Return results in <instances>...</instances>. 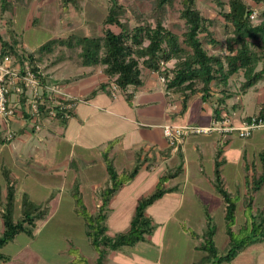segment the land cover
Listing matches in <instances>:
<instances>
[{"label": "crops", "instance_id": "crops-1", "mask_svg": "<svg viewBox=\"0 0 264 264\" xmlns=\"http://www.w3.org/2000/svg\"><path fill=\"white\" fill-rule=\"evenodd\" d=\"M2 21L5 24V20ZM11 29L13 27L9 28V33ZM52 76L67 94L80 101L74 106L70 119L47 118L38 132L16 125L15 138L11 142L0 143V198L4 200L5 197L4 175L7 173L15 187L14 211L21 212L25 197L36 204L51 198L48 215L41 220L43 224L60 213L79 218V207L73 194L77 192L85 210L96 213L102 205V192L110 184L103 156L107 153L117 173L129 172L139 165L137 173L113 193L107 204L106 233L113 235L126 231L137 201L154 188L159 176L179 163L178 151L182 155V173L165 183L166 187L175 189L146 208L153 227L151 233L132 247L109 251L104 258L106 264H131L124 258L126 250H134L142 244V253L145 254L147 248L154 247V243H161V232H158L166 222L172 220L175 229L184 230L179 221L177 223V215L183 209V214H188L194 212V206L199 210L202 206L205 209L211 207L209 201L201 202V195L210 196L216 192L212 183L216 148L221 146L224 151L227 148L224 144L237 135L218 132L193 135L174 149L163 135L162 126L167 123L208 125L222 117H228L238 125L244 117L257 113L264 102V80L245 93L227 98L224 103L219 102L222 94L216 88L206 101L201 99L200 93L191 95L182 109V96L167 89L156 71L142 70L141 85L127 89L132 93L130 102L120 90L112 97L111 79L100 69L62 80H57L56 74ZM215 108H219L217 115ZM207 165L209 170L206 173ZM243 182L245 187L244 177ZM193 197L198 200L200 197V202L197 200L199 203H196ZM222 206L224 211V203ZM1 210L0 207V213ZM81 220L84 224L82 217ZM0 224L2 232L1 214ZM196 245L194 240L190 264L201 256ZM257 245L262 254L264 240ZM28 254L31 258L33 252L23 256L25 263ZM140 259L136 258V263Z\"/></svg>", "mask_w": 264, "mask_h": 264}, {"label": "trees", "instance_id": "trees-1", "mask_svg": "<svg viewBox=\"0 0 264 264\" xmlns=\"http://www.w3.org/2000/svg\"><path fill=\"white\" fill-rule=\"evenodd\" d=\"M13 1L15 0H0L1 14L11 9ZM174 1L153 0L150 12L135 15L137 22L130 26L128 21H121V16L126 11L125 7L118 0H110L111 4L103 20L105 27L102 35L72 34L66 37H55L47 40L34 51L25 53L26 59L36 70L35 61H42L43 55L54 53L56 48L77 50L80 65L91 68L87 73L93 72V68L102 67V72L111 79V83L116 84L128 102L132 99V93L127 89L129 86L136 88L141 85L142 70L156 71L166 79L167 89L174 90L182 96V109L185 107L186 99L195 93H201V99L208 100L213 94L212 86L220 88L222 96L219 102L224 103L227 98L235 95L227 92L226 89L232 75L240 71L243 75V81L239 85L241 93L247 92L264 80V7L257 9L246 0H212L218 8L217 15L224 21L228 34L225 41V53H210L205 48V43L213 47L221 45L214 31L217 20L205 17L197 8L196 0H180L182 8L179 17L183 20L185 27L180 39L178 34L164 25L165 12ZM251 1L255 4L264 3V0ZM108 26H116L118 31ZM9 34V40L3 39L0 35L1 52L14 54L22 60L23 55L18 52V42L14 32L11 30ZM61 58H57V61L62 60ZM171 60H174L171 67H162L160 64L161 61L167 63ZM259 64L260 68L257 69ZM214 112L217 115L219 108H215ZM254 115L264 118V102ZM221 151V146H218L214 158L212 183L224 203L228 246L225 253L218 255L214 240L215 227L205 210L206 228L203 234L200 236L190 232L193 238L202 237V242L195 246L201 252V256L194 264L230 263L248 246L264 240V207L259 217H252L249 232L236 237L233 230L237 210L236 195L225 188ZM178 154L179 163L159 176L154 188L137 201L126 231L116 232L113 235L106 233L104 221L107 217V204L113 193L137 173L138 164L129 172L117 173L112 160L107 153H104L110 184L103 190L102 205L94 214L88 213L82 204L81 197L77 192L73 193L79 207L78 213L86 225V235L98 253L95 264H102L109 251L132 247L151 233L153 227L151 219L146 214V208L166 192L175 189V187H166L165 183L179 176L183 171L182 155L179 151ZM259 157L262 165L260 174L255 178L244 177L247 186L251 183L250 193L257 192L264 184V149L259 153ZM4 177L6 192L4 200L0 198L2 208L0 214L3 223L0 234V261L2 262L9 260V256L2 253L1 249L20 233L33 237L36 224L48 215L51 200L49 198L41 204H36L27 197L23 198L21 217L14 220L15 187L7 173ZM247 196L250 202L252 197L250 194ZM85 264L89 263L85 262Z\"/></svg>", "mask_w": 264, "mask_h": 264}, {"label": "rangeland", "instance_id": "rangeland-1", "mask_svg": "<svg viewBox=\"0 0 264 264\" xmlns=\"http://www.w3.org/2000/svg\"><path fill=\"white\" fill-rule=\"evenodd\" d=\"M246 1L257 9L264 7V3L255 4L251 0ZM118 2L126 9L121 16V21H128L130 26L137 22L135 15L149 13L153 4V0H118ZM13 3L11 9L5 11V15L0 14V33L4 38H10L9 28L13 27L11 30L18 42L17 48L25 53L34 51L47 40L55 37H66L72 34L81 36L102 35V30L105 27L103 20L111 4L110 0H69L66 2L63 0H15ZM196 6L205 17L217 20L214 31L216 37L221 41V45L213 47L205 43V48L210 53H225L228 30L222 18L217 15L218 8L212 0H196ZM181 8L180 0H175L173 5L167 8L164 16L166 28L178 34L180 39L185 30L184 22L179 17ZM10 19L11 22L9 23ZM2 20H5V24ZM108 27L118 31L116 26ZM42 58V61H35L34 64L41 71L45 82L57 83L52 76L53 74L58 75L57 80H62L88 72L91 69L80 65L77 50L65 47L56 48L54 53L45 54ZM57 58H61L62 60H59L61 62L57 61ZM173 62L174 60L164 63L162 67H171ZM259 68L260 64L257 69ZM99 69L102 71V67L93 68V71ZM242 81L243 75L240 71L230 78L226 91L240 94L239 85ZM214 88L219 89V93H221L220 88L216 86L211 87L212 92H214ZM201 135L206 134H199V136ZM2 141V133L0 132V143ZM224 146L227 148L222 151V158L224 159L222 176L225 181V188L236 195L237 210L233 230L238 237L249 232L252 217H259V213L264 207V184L257 192L250 193L251 183L249 186L245 184L244 187L243 182V177L255 178L262 170L259 153L264 149V128L255 130L248 138H240L234 135ZM205 168L207 173L208 165ZM208 173L210 174V172ZM248 194L252 197L250 202H248ZM193 200L197 203L200 197L199 200L193 197ZM201 200L205 203L209 201L211 207L205 209L206 207H200L198 204L200 210L194 206V212L183 214V209L181 214L177 215V223L179 221L184 230L175 229L172 220H170L171 222H166L161 227V231L158 232H161V243H154V247L147 248L145 254L142 253L144 250V246L141 247L142 244L134 250H126L124 258L131 264H190L192 243L195 240L196 246H198L202 242V237L193 238L190 232L197 233L196 230H199L197 234L200 236L203 234L206 228L205 212L207 210L215 227L214 240L217 253L218 255L225 253L228 246V236L222 198L218 193L212 192L210 196L201 195ZM20 217L21 212L15 210L13 213L14 220ZM81 221V217L77 218V216L68 213L56 214L45 224L39 221L34 229L33 237L20 233L1 249L2 253L9 255L10 261H0V264H85V262L95 264L98 253L86 235L85 223L82 224ZM240 229H243L242 232H238ZM256 244L248 246L232 262L222 264H264V249L261 254L260 247ZM30 251L33 252V255L30 258L28 254V260L25 263L23 256ZM139 257L142 259L136 263V258ZM102 264H106L105 259Z\"/></svg>", "mask_w": 264, "mask_h": 264}, {"label": "built area", "instance_id": "built-area-1", "mask_svg": "<svg viewBox=\"0 0 264 264\" xmlns=\"http://www.w3.org/2000/svg\"><path fill=\"white\" fill-rule=\"evenodd\" d=\"M22 60L0 49V132L4 142H11L16 136V125L31 132H38L45 119L68 120L73 115L74 106L80 99L67 94L62 85L45 82L41 71L33 69L26 59ZM161 65L164 62H160ZM162 82L166 79L159 75ZM112 97L118 88L110 84ZM264 128V118L256 115L244 117L234 125L228 117L212 121L208 125L173 124L162 126V133L168 143L176 149L187 137L212 132L236 134L248 138L257 129Z\"/></svg>", "mask_w": 264, "mask_h": 264}]
</instances>
